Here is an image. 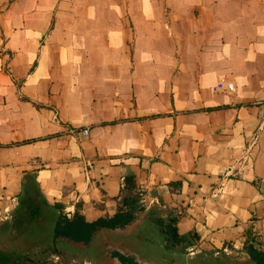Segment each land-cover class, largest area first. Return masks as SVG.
Wrapping results in <instances>:
<instances>
[{
	"label": "crops",
	"instance_id": "crops-1",
	"mask_svg": "<svg viewBox=\"0 0 264 264\" xmlns=\"http://www.w3.org/2000/svg\"><path fill=\"white\" fill-rule=\"evenodd\" d=\"M236 3L240 17L251 15L245 28L264 29L255 18L264 0ZM225 8L195 0L186 9L194 18L191 53H140L147 39L136 23L112 34L120 44L133 42L128 54L65 55L45 40L11 58L12 39H6L8 52L0 50V225L12 220L30 174L50 204L91 221L114 214L129 194L125 179L135 176L144 214L165 209L178 216L179 233L195 240L192 250L245 251L247 241L264 250V36L237 39L242 50L234 56L223 40L203 38V31L220 29ZM55 30L56 24L50 36ZM78 32L76 46L85 41ZM223 79L234 82L235 93L215 91ZM141 226L136 220L102 230L89 245L59 249L55 260L67 255L70 264H105L93 256L98 238L138 237Z\"/></svg>",
	"mask_w": 264,
	"mask_h": 264
},
{
	"label": "rangeland",
	"instance_id": "rangeland-1",
	"mask_svg": "<svg viewBox=\"0 0 264 264\" xmlns=\"http://www.w3.org/2000/svg\"><path fill=\"white\" fill-rule=\"evenodd\" d=\"M207 1L226 8L219 18L220 29L210 28L207 32L203 31V38L217 37L223 40L229 56H234L242 50L237 39L254 38L256 34L259 37L264 36V29L250 31L245 28V24L251 21V15L245 12L240 17L235 9V5L239 3L235 4V0ZM194 2L195 0H0V50L5 51L6 39H12L11 49L14 51L10 52L12 58L14 54L26 53L27 48L34 44L38 46L39 41L45 45L47 40L46 43L53 44L54 53L65 55L112 54L118 53V50L128 54L134 52L133 42L120 44L118 38L112 34L118 29L128 28L136 23L145 31L147 39L146 45L138 47L140 53L166 55L177 53L179 50L191 53L194 43L189 34L192 33L190 29L194 27L192 24L194 18L192 14L186 13V9L194 5ZM262 11L260 8L255 15L260 23L264 22V11ZM237 22H243V28L236 29ZM55 24L56 34H52V37L51 30ZM76 30L79 31L77 35L84 36L85 40L78 46L75 44ZM95 33L97 36L93 37ZM26 65L25 62L17 66L19 69H24ZM15 66L16 63L13 67ZM8 69L6 67V70ZM223 80L235 88L233 81ZM223 80L217 84L215 91ZM21 81L22 79L18 83ZM235 90L236 88L231 94L235 93ZM169 214L165 209L150 217L144 212L139 213L137 221L139 220L142 226L137 232L138 237L128 235L119 239L116 234H102L93 244L94 258L100 263L107 264L105 258L111 257L113 253L126 251V255L139 259L145 264H255L244 250L194 251L192 250L194 239L188 238L179 246H173L166 240L155 222L161 216L168 221ZM34 237L30 238L31 241L26 249L32 258L42 259L46 257L42 252L51 245V235L42 230ZM62 241L64 242L58 246L57 252L59 249H68L69 245L81 246L70 241ZM17 243L21 249L24 240L21 238ZM4 247L8 246L4 245ZM129 250L132 253H129ZM57 252L50 256L49 264L71 263L72 259L67 255L55 260L58 256Z\"/></svg>",
	"mask_w": 264,
	"mask_h": 264
},
{
	"label": "trees",
	"instance_id": "trees-1",
	"mask_svg": "<svg viewBox=\"0 0 264 264\" xmlns=\"http://www.w3.org/2000/svg\"><path fill=\"white\" fill-rule=\"evenodd\" d=\"M124 189L129 194L117 202L114 214L91 221L78 211L67 214L61 206L50 204L41 193L36 175L26 176L19 195L20 203L12 220L0 225V264H49L50 256L57 252L59 240L89 245L102 230H118L130 226L137 220L138 214L144 211L139 204L140 196L134 193L138 189L135 176L125 179ZM179 222L178 216L171 217L168 221L157 220L160 232L173 246H179L187 240L185 235L179 233ZM42 230L50 233L52 242L48 249L42 252L46 257L36 260L29 255L26 248L30 238H35L34 235ZM21 238L24 243L20 249L17 240ZM245 251L255 264H264V250L247 241ZM112 257L117 258L121 264H140L134 257L119 252L113 253Z\"/></svg>",
	"mask_w": 264,
	"mask_h": 264
},
{
	"label": "built area",
	"instance_id": "built-area-1",
	"mask_svg": "<svg viewBox=\"0 0 264 264\" xmlns=\"http://www.w3.org/2000/svg\"><path fill=\"white\" fill-rule=\"evenodd\" d=\"M225 80H223V82H221L218 87L216 88V92H222V93H228L231 94V92L234 91V86L230 83L224 82ZM82 134L87 135L89 134V130L88 129H84L83 131H81ZM37 162L35 161L34 164H36ZM58 260V259H56Z\"/></svg>",
	"mask_w": 264,
	"mask_h": 264
}]
</instances>
